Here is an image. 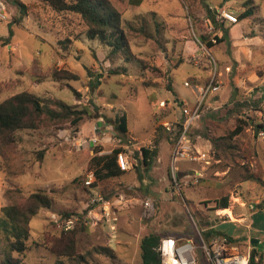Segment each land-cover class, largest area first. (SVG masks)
I'll return each instance as SVG.
<instances>
[{
  "label": "rangeland",
  "instance_id": "374dc122",
  "mask_svg": "<svg viewBox=\"0 0 264 264\" xmlns=\"http://www.w3.org/2000/svg\"><path fill=\"white\" fill-rule=\"evenodd\" d=\"M21 1L26 5L24 15L14 4L3 1L6 19L0 20V102L27 90L86 108L89 116L76 132L70 126L18 132L15 149L7 160L0 158V218L2 206L13 198L12 191L26 196L38 189L60 190L76 177L85 180L94 148L100 147V154L109 153L117 144L119 133L112 121L116 115L125 113L128 133L154 144L158 133L165 136L158 129L160 120L178 114L177 108L176 112L160 108L159 101L170 103L178 98L193 104L196 88L183 84L193 75L197 84H204L215 70L219 83L218 91L206 99L204 116L190 136L192 147L206 153L208 163L177 161L180 193L169 171V141L162 138L149 167L141 163L136 151L132 167L120 178L96 184L86 196L79 192V185L55 196L49 208L31 219L30 249L21 259L28 264H139L140 238L156 232L175 238L178 244L190 243L195 264L199 257L212 264L201 239L209 245L214 238L236 233L228 223L220 224L215 218L249 223L247 238L229 243L235 252L249 253L250 240L257 236H261L257 248H263L264 131L256 132L255 124L264 125V0H143L139 5L113 0L122 24L137 23L139 18L150 22V12L158 23L155 38L128 35L129 60L109 57L107 46L87 36L78 14L56 12L40 0ZM251 6L253 14L235 24L220 16L223 10L240 14ZM207 9L228 29L227 40L212 50L199 40L200 33L210 38L218 33ZM50 68L66 69L75 77L54 81L44 77ZM239 119L247 124L229 147L225 139L218 138ZM212 138L217 140L215 147ZM102 191L119 193L114 199H104ZM97 196L117 213L115 230L104 224L101 208L90 203ZM222 196L229 197L228 209L234 218L215 208V200ZM146 199L154 206L148 217L142 215ZM72 210L80 213V222L87 223L91 216L97 224L87 223L90 237L84 238L79 255L70 263L34 240L41 234L65 230L63 213ZM211 226L221 233L206 238L203 231Z\"/></svg>",
  "mask_w": 264,
  "mask_h": 264
},
{
  "label": "trees",
  "instance_id": "16d2710c",
  "mask_svg": "<svg viewBox=\"0 0 264 264\" xmlns=\"http://www.w3.org/2000/svg\"><path fill=\"white\" fill-rule=\"evenodd\" d=\"M5 1L14 4L19 9L21 15L25 14L26 5L21 0ZM40 1L44 2L56 12H73L78 14L86 25L85 32L87 36L89 38H97L102 44L107 46L110 50L108 54L109 57L118 56L126 60H129L130 57H132L129 46V34H131L132 37L139 36L149 39L155 38L156 34L159 33L158 23L155 21L154 12H150L152 17V21L150 22H146L147 20L144 21V19L139 18L137 23L127 22L122 24L121 12L113 0ZM142 1L143 0H128V3L132 5H139ZM252 9V6L247 7L240 14L239 12L236 13L234 10L229 11L237 16V22H239V20L251 16L253 14ZM207 14L210 23L215 26L218 33H214L212 38H210L207 34L200 33L199 40L205 45V47L212 50L217 43L227 40L228 29L222 26L223 22L218 23L217 20H215L216 18L213 10L207 9ZM228 23L235 24L231 22ZM216 24H218V26H216ZM196 29L199 31V26H197ZM6 43L7 42H4V44ZM45 73L44 77L49 76L54 81H60L63 79L71 80L75 77L73 73L66 69L57 70L55 68H50ZM195 77L196 76L193 75L191 78L186 79V81H188L191 85H196L197 82ZM208 80L210 79H207L204 84H207ZM97 83L98 81H96V83H92V85L95 86ZM172 102L176 103V105H173V107L167 106L166 108L171 110L176 108L179 109L181 99L175 98ZM88 116L89 112L86 108L78 109L62 100L53 97L38 96L27 90L6 97L0 102V158L2 160H7L8 153L15 149L18 143L17 134L19 131L39 129L42 126H54L56 129L70 126L71 129L76 132L81 123L88 119ZM203 116L204 114H202L201 118ZM112 121L117 133H119V137L124 138L129 134L127 115L125 113L116 115ZM246 124V120L239 119L231 130L227 131L224 136H221L218 139H225L227 145L229 147H233L230 146V143L235 141L237 136L244 130V126ZM255 125L256 132L261 130L264 131V125L262 123H257ZM159 127L160 123L158 129L161 128ZM161 130L163 131L162 128ZM164 133V137H162L159 133L154 137V144H152L151 147L141 148L140 161L146 167H149L153 158L157 156L159 152V145L163 140L162 138L169 141L171 148L173 144L171 135L175 136L177 131L171 135L166 132ZM192 133L193 129L190 132V136ZM211 142L213 147L218 145L216 144L217 140H215V138H212ZM99 151L100 147L94 148L93 155L88 160L87 171H92L95 177L94 181L89 185H85L83 177H76L68 184L63 185L60 190L54 188L50 190L38 189L26 196L21 194L16 196L13 191L11 192V197H13L12 200L10 201L9 198L8 203L1 208L0 264H28L22 260L20 256L24 255L30 249L28 237L30 235L31 219L41 209L49 208L55 196L62 194L69 188H78V185L80 187L79 192L86 196L89 188H92L96 184H99L107 179L120 178L128 171L120 170L117 165L116 154L118 152V148H114L111 152L103 154H100ZM41 157L42 153L39 152V159ZM261 183L264 191V181H261ZM102 193L104 199H114L118 196L119 192H115L112 195L104 191H102ZM16 197L19 199H16ZM87 198L89 199V197ZM228 199V196H222L219 199H216L215 208H228ZM260 205L264 206V198ZM74 215L79 216L80 220L75 223L76 225H74L72 229L59 231L54 234H41L38 239L34 240V243L46 248L54 255L60 256L67 259L70 263H73V259H76V255H79L77 251L83 247L81 244L83 243L84 238L90 237V233L88 232L89 223L80 222V213H75L74 210L63 213V217H65L64 219L74 217ZM104 224L107 226L105 222ZM234 225L240 231L236 237L235 235H227L225 233L222 234L226 235L225 237L229 240V242H231L232 239L245 240L247 238V229L243 228L238 223H235ZM217 233L221 232L213 227L203 231L206 238L211 235L214 236ZM163 238L166 237H163L161 234L156 232H149L140 238L138 244L139 264H166L163 262L160 252L161 241ZM257 243H252V249L249 252L248 264H264L263 253L253 247L256 246ZM104 248L105 247L103 246L101 249ZM81 257L83 258L84 256L81 254ZM79 258L80 257L78 256V259ZM80 263H82L81 260ZM197 264H210V262L199 257Z\"/></svg>",
  "mask_w": 264,
  "mask_h": 264
},
{
  "label": "built area",
  "instance_id": "2783aa9c",
  "mask_svg": "<svg viewBox=\"0 0 264 264\" xmlns=\"http://www.w3.org/2000/svg\"><path fill=\"white\" fill-rule=\"evenodd\" d=\"M5 5L2 0H0V20L6 19ZM223 20L237 23V16L230 11L223 10L220 13ZM216 71L214 70L213 75L207 84H196L191 85L188 81H184L183 84L186 87L194 86L196 88V95L193 104H189L186 100H181L178 114H174L172 119H163L160 121V127L164 132L171 135L173 144L171 146L170 157H169V171L170 175L175 183L174 188L180 193L179 185L177 183V172L178 166L177 161L186 159L189 161L203 160L206 163L207 156L206 153L196 151L191 144L190 132L200 120L204 110L206 109L205 101L206 99L215 94L218 91L219 83L216 80ZM173 107L176 105L174 102L168 103L166 100H161L158 102V106L161 108H166L167 106ZM175 110V111H174ZM173 111L176 112V109ZM117 144L114 148H118L116 154V162L120 170L127 171L132 167L134 162V154L137 151L141 154V148L151 147L152 143L148 139H140L137 136L129 133L126 137H118L116 139ZM113 148V149H114ZM112 149V150H113ZM95 179L92 171L86 176L84 181L85 185H89ZM91 204H96L97 207L101 208L102 219L110 230H115L117 213L115 210L110 208L109 202L103 200L100 196L97 198H91ZM154 211V206L151 200L146 199L143 202L142 215L145 217L150 216ZM91 213V210H88ZM87 223L95 226L97 220L88 216ZM79 220L78 217H71L64 219L62 222V228L65 230H70L74 227L75 223ZM202 248H204L208 258L211 260L212 264H248L249 253L241 254L234 251L229 243V240L225 236H220L211 240L210 244L207 245L202 239ZM184 246L188 248L181 250ZM161 256L163 262L166 264H195L194 257V247L190 243L178 244L174 238L166 237L161 241L160 246ZM173 258V261L170 259ZM184 258V260H183ZM175 261V262H174Z\"/></svg>",
  "mask_w": 264,
  "mask_h": 264
},
{
  "label": "crops",
  "instance_id": "0c3cea01",
  "mask_svg": "<svg viewBox=\"0 0 264 264\" xmlns=\"http://www.w3.org/2000/svg\"><path fill=\"white\" fill-rule=\"evenodd\" d=\"M222 210H227V211H229L228 208H223ZM222 210H221V211H222ZM223 213L229 216L228 212H223ZM119 214H120V211H119ZM230 217H231V216H230ZM243 219H244V218H243ZM215 220H216L217 222H219L220 224H227V223H228V224L231 226V228L236 232V233L232 234V235H235V237H236L237 234L240 232L239 229L234 228V227H235V226H234L235 223H238V224L241 225L243 228H246V229H247L246 234L249 233V230H250V228H251V227L249 226V223H247V221H246L245 219L242 220L241 222H234V223H231V222H233V221H230L229 219H226V218H224L223 220H219L218 218H215ZM211 227H214V226H211ZM227 235H228V234H227ZM246 236H247V235H246ZM262 236H264V234H263ZM248 237H249V234H248ZM257 238L259 239V238H261V236H260V237L257 236ZM259 240H260V239H259ZM263 240H264V239H263ZM253 247H255L256 249H258V248H257V245H256V246H253ZM258 251L263 253V260H264V247L261 248V249H258Z\"/></svg>",
  "mask_w": 264,
  "mask_h": 264
},
{
  "label": "bare ground",
  "instance_id": "6f19581e",
  "mask_svg": "<svg viewBox=\"0 0 264 264\" xmlns=\"http://www.w3.org/2000/svg\"><path fill=\"white\" fill-rule=\"evenodd\" d=\"M220 210H221V209H220ZM221 212H228L229 216H231L232 218H234V217H233V214H232L231 212L227 211V210H222ZM238 218H239V217H238ZM186 248H188V246H184L181 250H184V249H186ZM170 260L173 261V258H171ZM183 260H184V258H183ZM174 262H175V261H174Z\"/></svg>",
  "mask_w": 264,
  "mask_h": 264
},
{
  "label": "water",
  "instance_id": "95a60500",
  "mask_svg": "<svg viewBox=\"0 0 264 264\" xmlns=\"http://www.w3.org/2000/svg\"><path fill=\"white\" fill-rule=\"evenodd\" d=\"M250 242H251V243H257V242H258V240H257V239H255V238H252V239L250 240Z\"/></svg>",
  "mask_w": 264,
  "mask_h": 264
}]
</instances>
